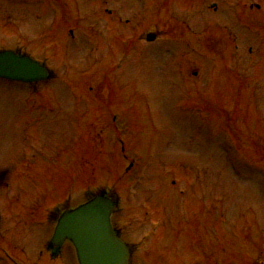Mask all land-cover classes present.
Masks as SVG:
<instances>
[{"label": "rangeland", "instance_id": "rangeland-1", "mask_svg": "<svg viewBox=\"0 0 264 264\" xmlns=\"http://www.w3.org/2000/svg\"><path fill=\"white\" fill-rule=\"evenodd\" d=\"M23 1L0 0V17L8 22L15 16L19 22L2 29L0 49L15 46L14 25L30 33L46 29L48 19L30 16L34 8ZM104 1L79 8L86 22L97 25L85 30L91 37L75 44L60 37L64 43L49 50L54 79L36 86L0 81V220L9 217L12 198L11 209L20 200L37 221L14 225L4 237L12 249L3 245L16 264H75L70 245L63 248L64 262L51 261L47 253L42 258L38 251L54 225L47 223V213L61 204L66 184L76 178L67 175H76L70 206L103 189L117 200L113 221L132 248L131 264H264V66L254 63L257 51L253 57L247 53L260 44L249 30L264 27V0H206L201 11L192 10L191 33L179 26L168 29L175 23L171 18L184 21L181 10L191 2L178 1L182 6L169 10L163 0H108L105 6ZM193 1L199 8L201 0ZM34 4L46 11L54 7L53 0ZM257 4L260 11L249 9ZM63 13L67 34L71 16L62 10L57 16ZM127 20L130 25H124ZM239 25L246 34L240 47H247L242 59L231 62L226 41ZM156 32L160 41H142ZM134 38L141 39L138 45ZM27 49L44 57L40 45L27 44ZM128 50L127 65L117 67ZM231 53L236 54L235 46ZM242 69L245 81L238 83ZM42 104H67L69 110L62 118L57 111L48 119V112L30 113ZM26 116L27 144L20 154L28 157L37 141L44 153L34 161L42 169L31 175L36 180L30 185L21 171L27 161L16 159L24 145L18 142L23 135L16 138L17 123ZM116 134L124 139H115ZM140 168V183L131 186ZM21 176V187L29 185L26 193L17 189ZM125 194L136 195L134 205L126 204ZM12 219L19 222L21 216Z\"/></svg>", "mask_w": 264, "mask_h": 264}, {"label": "water", "instance_id": "water-1", "mask_svg": "<svg viewBox=\"0 0 264 264\" xmlns=\"http://www.w3.org/2000/svg\"><path fill=\"white\" fill-rule=\"evenodd\" d=\"M0 78L32 82L46 79L47 73L27 58L3 53L0 54ZM111 211L112 203L98 197L66 213L59 222L54 244L71 241L80 264H127L128 251L113 233Z\"/></svg>", "mask_w": 264, "mask_h": 264}]
</instances>
